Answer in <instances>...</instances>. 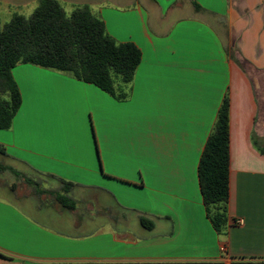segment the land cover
Instances as JSON below:
<instances>
[{
    "label": "crops",
    "instance_id": "1",
    "mask_svg": "<svg viewBox=\"0 0 264 264\" xmlns=\"http://www.w3.org/2000/svg\"><path fill=\"white\" fill-rule=\"evenodd\" d=\"M70 1L141 60L124 100L69 73L12 69L21 105L0 147L31 188L4 186L0 264H264V0ZM225 95L218 234L197 165Z\"/></svg>",
    "mask_w": 264,
    "mask_h": 264
},
{
    "label": "trees",
    "instance_id": "2",
    "mask_svg": "<svg viewBox=\"0 0 264 264\" xmlns=\"http://www.w3.org/2000/svg\"><path fill=\"white\" fill-rule=\"evenodd\" d=\"M192 5L201 10L194 0ZM140 60L138 47L132 42H116L87 5L75 6L67 16L57 0H37L29 17L14 14L8 23H0V130L10 128L21 105L11 73L17 64L69 73L116 100H124L122 87L131 83ZM0 155L5 156L1 147ZM5 170L15 172L0 165V171ZM228 170L229 101L225 95L197 165L205 214L218 234L227 223ZM58 201L72 207L63 196ZM140 222L144 228H152L151 221L141 218Z\"/></svg>",
    "mask_w": 264,
    "mask_h": 264
},
{
    "label": "rangeland",
    "instance_id": "3",
    "mask_svg": "<svg viewBox=\"0 0 264 264\" xmlns=\"http://www.w3.org/2000/svg\"><path fill=\"white\" fill-rule=\"evenodd\" d=\"M62 5L66 15L68 16L74 9V3L70 0H58ZM37 7V0H0V23L1 26L8 23L12 15H22L24 17H29L32 12ZM91 134L94 133L92 126L89 125ZM58 128V127H57ZM72 132H78L80 129L78 127L69 128ZM83 131V130H82ZM1 165H10L13 169L22 170L17 163L7 160L5 157L0 156ZM25 175L32 177L28 172L25 171ZM24 175V174H23ZM36 178V177H35ZM40 185L43 181H39ZM11 185L17 193L24 192L31 187L28 186L20 177H15L9 173V170L0 172V197H7V193H4V186ZM9 196V195H8Z\"/></svg>",
    "mask_w": 264,
    "mask_h": 264
},
{
    "label": "built area",
    "instance_id": "4",
    "mask_svg": "<svg viewBox=\"0 0 264 264\" xmlns=\"http://www.w3.org/2000/svg\"><path fill=\"white\" fill-rule=\"evenodd\" d=\"M242 223H243L242 219H237V220L235 221V224H236V225H241Z\"/></svg>",
    "mask_w": 264,
    "mask_h": 264
}]
</instances>
